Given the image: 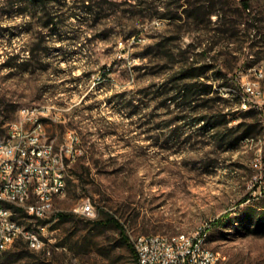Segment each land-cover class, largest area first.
<instances>
[{
	"label": "rangeland",
	"instance_id": "1",
	"mask_svg": "<svg viewBox=\"0 0 264 264\" xmlns=\"http://www.w3.org/2000/svg\"><path fill=\"white\" fill-rule=\"evenodd\" d=\"M246 1L244 15L256 31L238 25L242 0H0V138L21 108L42 107L59 118L46 127L58 151L70 136L79 139L66 195L52 204L73 219H17L26 229L46 224L44 244L35 250L20 239L5 261L134 264L120 230L97 224L109 214L131 241L206 228L221 264H264V199L250 187L264 177L260 114V133L231 149L213 136L217 130L181 122L197 114L169 101L183 51L214 46L194 57L215 65L201 79L212 85L207 99H219L224 83L242 94L241 75L264 68V0ZM243 111L227 129L251 122ZM87 201L95 216L81 213ZM227 213L224 225H214Z\"/></svg>",
	"mask_w": 264,
	"mask_h": 264
},
{
	"label": "built area",
	"instance_id": "2",
	"mask_svg": "<svg viewBox=\"0 0 264 264\" xmlns=\"http://www.w3.org/2000/svg\"><path fill=\"white\" fill-rule=\"evenodd\" d=\"M264 77V68L260 75L242 74L238 88L243 90L240 108H257L264 121V89L257 87L256 78ZM227 97L229 95H223ZM55 114L43 111L42 107H23L18 118L10 123L7 135L0 138V203H9L11 215L0 210V253L11 249L12 240H32V230L23 232L14 220V213L21 211L22 202H34L35 198H44L47 202L53 197V191L63 192L60 187V175H65L69 161L77 160L79 139L70 136L64 142V151H56L54 140L47 136V122L58 121ZM49 154H56V161H49ZM262 165L263 155L258 158ZM264 168V167H263ZM251 189L264 199V177H255ZM4 192H17V200L3 202ZM31 219L46 223L59 212L54 210H22ZM84 215H96L90 201L81 206ZM40 241H35V250L43 247L42 237L47 226L40 224ZM202 240H208L207 229L196 233L176 235H140L132 238L137 253V264H221L222 260L212 261V251H202Z\"/></svg>",
	"mask_w": 264,
	"mask_h": 264
},
{
	"label": "trees",
	"instance_id": "3",
	"mask_svg": "<svg viewBox=\"0 0 264 264\" xmlns=\"http://www.w3.org/2000/svg\"><path fill=\"white\" fill-rule=\"evenodd\" d=\"M33 4H40L44 3L46 4L48 0H30ZM243 13L241 14V20L238 22V25L243 24L248 32H251V30H255L254 25L251 24V21L247 19V17L244 15V13H247L250 11L251 5L249 1H242L241 2ZM51 21H54V17L51 19ZM261 34V28H257L256 35H254L255 38ZM251 36V34L249 35ZM162 46L160 44L157 45L156 50L157 52L160 51ZM214 46L209 49H204L200 54H189V51H183L181 54L182 61H180V67L177 68V71L174 73V78L171 81V84H174V87L170 89L174 92V95L169 98V101L175 103L179 108L183 109V111H190V116H193L195 114L196 117L193 119H189L190 117L188 115L183 114L180 116V120L186 121L190 120L191 123L194 125H198L203 123L201 126L202 129L208 131V132H216L213 136H222V140L225 143L226 147L231 149H236L244 140L255 136L260 133V122L257 116V112L260 114V112L256 109H250L247 111H243L240 108V101H241V93L240 91L236 90L235 88L231 87L229 83H224L222 85V89L220 90V98H206L209 94H211L212 91V85L208 83H203L201 81L202 78L211 70H214L215 65L213 63L211 64H203L202 60H199L198 58L195 59L194 57H198L201 55H204V53H209L213 50ZM193 55V56H192ZM163 60V59H161ZM215 60H211L210 62H214ZM220 74V71L216 72V75ZM227 87V88H226ZM223 89H230L229 96L224 97L223 96ZM218 101H223L224 106L219 107L213 103H216ZM229 105L230 109H228L227 112H225V106ZM228 106V107H229ZM227 107V108H228ZM204 109L206 111L205 115H201L200 110ZM244 112L248 120H251L249 123H239L236 128H230L227 129V126L232 122V116L237 112ZM199 114V115H198ZM261 116V115H260ZM262 119V116H261ZM263 121V119H262ZM264 123V122H263ZM224 128V129H223ZM264 128V127H263ZM250 197L246 196L241 202H246ZM15 219H21L23 218H29L27 213L24 211L15 212ZM231 213H227L219 217L215 222L214 225L216 226H222L226 223V221L230 218ZM56 217V216H55ZM57 217L60 220L63 221H69L72 220L74 215L62 213L59 212L57 214ZM259 219L261 220L259 226H263L264 228V217L260 216ZM99 226H107L111 225L116 227L118 230H120V233L122 235L123 242L128 246L130 254L133 259V263H138V257L137 253L134 249V246L129 239V237L125 233V229L120 223L118 219H116L114 216L107 214L106 218L101 219L97 222ZM8 252V251H7ZM5 253L8 254V253ZM11 255L8 256V258L4 262L5 264H9L12 261ZM16 256V255H15ZM20 256V255H18ZM14 257V256H13Z\"/></svg>",
	"mask_w": 264,
	"mask_h": 264
},
{
	"label": "bare ground",
	"instance_id": "4",
	"mask_svg": "<svg viewBox=\"0 0 264 264\" xmlns=\"http://www.w3.org/2000/svg\"><path fill=\"white\" fill-rule=\"evenodd\" d=\"M262 68H256L254 69V75H260ZM264 77H257L256 78V85L257 87H261L264 89L263 86ZM242 90V89H241ZM243 100V93L241 94V101ZM250 109H256L257 108H241V110H250ZM43 111L49 112L47 109L42 108ZM56 151L57 148H56ZM61 151H64L61 150ZM49 161H56V154H49ZM66 169L65 167V175H60V187L63 189V192L60 194V191H53V197L50 199V202H47L44 198H35L34 202H22L21 203V210H38V211H46V210H52V204L55 202L56 199L62 198L66 195L67 191V180H66ZM14 200H17V192H4L3 193V202H12ZM0 210L4 211V215H11V208H9V203H0ZM16 213H14V220L16 225L19 226L23 230V232H30L32 230V240L28 241V245L30 248H35V241H40V229H26L23 227L17 219H15ZM187 234V233H182ZM18 240H12L11 241V247L17 242ZM202 251H209V245L208 240H202ZM212 251V261H219V257L217 253L211 249ZM4 259H1V253H0V264L3 263Z\"/></svg>",
	"mask_w": 264,
	"mask_h": 264
},
{
	"label": "water",
	"instance_id": "5",
	"mask_svg": "<svg viewBox=\"0 0 264 264\" xmlns=\"http://www.w3.org/2000/svg\"><path fill=\"white\" fill-rule=\"evenodd\" d=\"M242 1H246V0H242Z\"/></svg>",
	"mask_w": 264,
	"mask_h": 264
}]
</instances>
